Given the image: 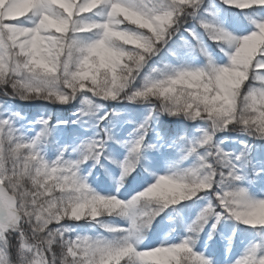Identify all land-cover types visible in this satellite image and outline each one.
Masks as SVG:
<instances>
[{"label": "rangeland", "instance_id": "374dc122", "mask_svg": "<svg viewBox=\"0 0 264 264\" xmlns=\"http://www.w3.org/2000/svg\"><path fill=\"white\" fill-rule=\"evenodd\" d=\"M209 1V9L193 13L197 22L180 33V39L163 42L161 57L151 33L131 24L142 19L160 33L171 26L183 4L195 3L202 10ZM231 1L250 8L229 13L223 0H0V76L12 77L31 94L68 98L65 105L74 110L68 115L57 111L50 119L49 111L25 114L23 106L0 98V179L6 182L9 175H30L32 216L51 226L47 231L60 236L65 249L57 263L31 247L17 228L24 217H17L12 200L1 188L0 264H9L11 229L21 235L20 251L37 253L25 264H180L173 245L176 233L168 229L177 213L186 232L184 240H176L185 247L202 254L219 239L227 249L224 264H264L262 224L239 235L238 246H231L239 214L248 220L257 219L253 213L264 215V141L247 144L243 136L227 140L221 134L231 106L211 122L200 119L191 128L187 123L179 125L176 137L169 133L176 129L162 128L159 121L162 110L172 112L190 100L183 92L187 87L215 85V91L224 85L239 87L247 79L254 52L258 85L250 98L264 107V0ZM203 28L214 29V34L227 40L221 47L225 70L215 83L209 69L215 54ZM130 39L137 44L129 43ZM146 53L151 57L148 62L143 61ZM122 58L133 60L143 72L139 87ZM100 64H109L130 78L131 87L124 95L114 91L115 97L108 99L89 84H70L79 69L92 71ZM159 88H173L170 109L156 101L143 107L139 126L124 124L126 106L109 113L103 103L105 99L113 105L131 103L149 97L148 92L156 95ZM147 123L153 125L152 148L145 144ZM138 164L141 173L135 174ZM252 171L261 184L257 192L251 188L248 172ZM100 173L105 174L102 181ZM214 189L217 198L211 195ZM178 192L190 198L193 211L171 204ZM162 210L165 222L150 237L142 235ZM105 212L127 214L123 233L128 252L116 242L115 220L102 218ZM89 214L100 218L83 230L69 222H89ZM195 228L203 233L188 238Z\"/></svg>", "mask_w": 264, "mask_h": 264}, {"label": "trees", "instance_id": "16d2710c", "mask_svg": "<svg viewBox=\"0 0 264 264\" xmlns=\"http://www.w3.org/2000/svg\"><path fill=\"white\" fill-rule=\"evenodd\" d=\"M183 9L180 10V13L176 16L174 23L178 28L183 27L189 17L188 15L191 12L192 6L183 5ZM236 7V6H234ZM237 8V7H236ZM136 25V24H135ZM173 28V27H172ZM170 28L166 34V37L163 38L162 32L155 33L153 30L146 24H144L143 29L147 32H151V37L153 38V43L155 46H158L163 42L164 39L175 36L174 29ZM166 32V33H167ZM212 38V37H211ZM214 39V38H212ZM152 42V41H151ZM121 43H124L121 41ZM131 44H137V41L134 39H130ZM128 43V45H129ZM127 44V43H125ZM147 55V53H146ZM148 57V56H147ZM121 62L123 63L125 68H133L135 66V62L128 58H122ZM251 66V65H250ZM249 66L247 74V80L242 83L240 87L237 89L220 87L218 91L209 90L207 87L195 88L191 90H184L186 92V96L190 98V100L182 103V106L175 109L174 111L167 112L166 110L161 111L160 121L163 126H170L171 129H177L179 125H188L189 127L193 126L196 120L207 118V117H217L219 113H221L222 109L228 108L231 106L232 115L228 118V126L226 127V135L229 137H245L246 142L256 144L261 143V140H264V107L250 99V89L254 84V77L252 76V68ZM134 69V68H133ZM215 69L221 75V69L216 65ZM140 73L136 74L135 78L139 76ZM220 79L217 78L216 81ZM78 82H84L86 84L91 85L97 95L106 96V98H113L115 95L114 91H118L120 86L123 85L125 87L124 91L131 87V83L126 81V74L121 73L115 69L111 65H102L100 64L97 68H94L92 71L78 70L75 74V78L73 82L70 84ZM74 89L75 86H73ZM68 90H71L68 88ZM73 90V89H72ZM183 91V92H184ZM156 99L151 97L137 100L129 104L125 102V104H120L126 106L124 108V115L126 119H134L138 120L140 118L141 110L143 106H146L149 102H158L161 105L166 103L170 109V99L175 96L174 90L163 89L156 92ZM124 95V94H122ZM148 96H152L148 94ZM0 98L7 99L10 101L21 102L25 109L36 110L39 108L42 109H51L53 112L57 109H64L63 105L66 103L67 99L59 96H52L50 94H45L43 92H35L34 94L28 93L25 89L21 88L12 77H8L7 75L0 76ZM195 101V103L193 102ZM145 102V103H143ZM138 103V104H137ZM143 104V106H140ZM160 107V105H158ZM111 108L115 107L114 105H110ZM158 107V108H159ZM253 178V177H252ZM6 191L9 196L12 198L13 206L17 217L22 220V223L17 226L18 229H21L22 238L29 242L30 246H34L37 250L44 252L47 257L52 255V258L56 259L58 263L60 260V254L63 256L65 252L64 246L60 244L59 237L54 236L47 232V226L40 225L34 216H32L31 209V197L30 193L34 192V185L30 183V175L26 174H15L9 175L5 182ZM214 192V191H212ZM178 194V193H177ZM182 195H175L172 199H176V206L179 208H186L188 205V199L185 198L181 200ZM184 198V197H182ZM113 215H109L112 217ZM89 217H93V215L89 214ZM18 218V219H19ZM88 218V219H90ZM163 214H160L157 217V222L153 224V227L159 224L160 220L164 219ZM179 216L177 215L174 219L175 222L172 223L177 227L178 230L181 229L180 220H178ZM19 219V220H20ZM160 219V220H159ZM254 220H246V224H254ZM71 221V220H70ZM72 224H77L78 222H72ZM245 224V225H246ZM79 225V224H78ZM201 225V224H200ZM248 228L244 226V228ZM13 230V232H12ZM123 228L120 225H117V229L115 232L117 233L118 241L120 243L123 242ZM195 234H202V229L199 230L195 228V232H191L188 238L195 236ZM20 233L11 229L7 236L9 238L8 242V263L10 264H22L29 261H32V258H37V254L32 250L31 253L29 251H20L19 245L21 244L22 238ZM179 245L180 243H175ZM222 242H217L212 245V248L215 247L216 252L219 253L218 256H214V248H208V252L205 255L198 256L195 251H190L189 248L184 245H179L177 250L180 256V264H222ZM186 248L187 250H185ZM53 254L57 255L53 257ZM35 255V257H34ZM69 259V258H68ZM71 262H73L71 260Z\"/></svg>", "mask_w": 264, "mask_h": 264}]
</instances>
